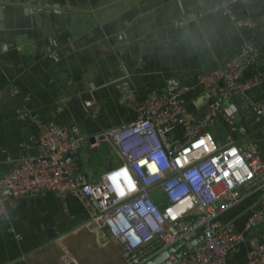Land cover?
I'll return each mask as SVG.
<instances>
[{
	"label": "crops",
	"instance_id": "1",
	"mask_svg": "<svg viewBox=\"0 0 264 264\" xmlns=\"http://www.w3.org/2000/svg\"><path fill=\"white\" fill-rule=\"evenodd\" d=\"M220 1L0 0V176L38 155L35 123L53 122L89 138L94 149L66 162L75 179L86 177L101 191L100 175L118 165L104 163L105 150L113 148L103 132L135 118L122 101L125 89L142 99L187 88L185 109L200 114L214 97L197 84V76L224 66L245 39L255 40L264 69V27L252 34L237 29L223 13L202 14ZM232 11L235 19L258 20L264 0ZM183 17L189 23L174 27L173 21ZM255 70L248 67L246 75ZM261 101L264 82L250 92L249 102L219 100L215 125L195 141L211 134L217 145L232 142L251 149L264 163V121L253 107ZM259 196L245 192L221 221L242 233L248 215L258 210ZM7 211L8 219L0 221V264H127L70 197L59 200L46 193L10 199ZM246 239L230 254L229 264L244 263L250 240L263 242L264 224Z\"/></svg>",
	"mask_w": 264,
	"mask_h": 264
},
{
	"label": "built area",
	"instance_id": "2",
	"mask_svg": "<svg viewBox=\"0 0 264 264\" xmlns=\"http://www.w3.org/2000/svg\"><path fill=\"white\" fill-rule=\"evenodd\" d=\"M252 1L222 0L202 14L223 13L237 29L255 34L264 27V15L258 20L235 19L232 11L233 6ZM188 23L189 18L183 17L174 20L173 26L182 28ZM248 67H254L255 72L246 75ZM259 67L256 42L248 38L224 66L199 74L197 84L214 97L200 114L186 111L187 88H168L142 99H137L133 90L125 89L122 101L132 107L135 118L103 132L119 163L100 175L101 191L94 190L86 177L75 179L66 162L86 148L94 149L89 138L74 127L37 121L38 155L24 158L0 176V221L9 217L10 199L52 193L59 200L68 197L76 200L100 236L117 245L127 264H147L168 247L197 234L201 241L179 258L172 257L173 264H229L230 254L246 244V234L264 224V163L253 150L241 149L232 142L218 145L216 152H204L187 163L181 154L215 125L219 100L240 98L249 102L250 92L264 82V69ZM253 107L264 121V101L254 103ZM232 148L251 172L250 178L243 174V182L237 181L227 167L231 157L226 154ZM145 160H155L159 171L149 174L146 166H140ZM120 168H126L137 184L136 191L126 189L123 197L112 190L106 178ZM178 189L184 190L181 199L185 201V210L172 220L164 212L176 203L173 197ZM151 192H158L162 201L155 202ZM245 192H259L260 196L257 212L248 215L240 233L231 222H222L221 217L240 205ZM149 204L154 210L143 213L142 208ZM243 264H264V239L261 244L255 240L247 243Z\"/></svg>",
	"mask_w": 264,
	"mask_h": 264
},
{
	"label": "clouds",
	"instance_id": "3",
	"mask_svg": "<svg viewBox=\"0 0 264 264\" xmlns=\"http://www.w3.org/2000/svg\"><path fill=\"white\" fill-rule=\"evenodd\" d=\"M217 147L218 145L213 140L211 134H205L197 142L194 143L195 149H203V152L205 153L216 152ZM226 155L231 157V159L227 161V167L232 170V174L237 181L243 182L245 178L243 175L244 173L247 174L248 178L251 177V172L248 171L247 166L244 164L240 156L237 155V150L235 148H232L230 152H228ZM181 156L183 157V153L181 154ZM184 163H187V160H184ZM213 163L215 164L216 161H213ZM140 166H146L149 174H155L159 171L157 162L155 160H153L152 162H148L146 160L141 161ZM217 166L219 167V165ZM224 175H227V173H224ZM106 178L110 182L112 190L115 193H118L121 197L125 195L126 189L130 192L137 190V184L135 183L133 177L130 175L129 171L126 168L116 169L108 173ZM229 184H231V181H229ZM183 191V189L176 190L177 194L173 197L176 203H174L165 210L164 215L166 217H170L172 220H175L178 216L183 214L185 210V201L181 199ZM153 210L154 209L152 208L151 204H149L148 206L142 208L141 211L143 213H150ZM145 238H148L147 234H145Z\"/></svg>",
	"mask_w": 264,
	"mask_h": 264
},
{
	"label": "water",
	"instance_id": "4",
	"mask_svg": "<svg viewBox=\"0 0 264 264\" xmlns=\"http://www.w3.org/2000/svg\"><path fill=\"white\" fill-rule=\"evenodd\" d=\"M201 241L200 234L187 236L180 242L168 247L151 259L152 264H173V258H179L187 250ZM150 264V263H149Z\"/></svg>",
	"mask_w": 264,
	"mask_h": 264
},
{
	"label": "rangeland",
	"instance_id": "5",
	"mask_svg": "<svg viewBox=\"0 0 264 264\" xmlns=\"http://www.w3.org/2000/svg\"><path fill=\"white\" fill-rule=\"evenodd\" d=\"M217 127V126H216ZM216 129V131L218 130V128H214ZM220 134V131L217 133ZM196 141H194L188 148L186 151L182 152L183 153V159L189 161L192 158H195L197 155L201 154V151L198 149H194V143ZM198 150V151H197ZM106 154H107V161L104 162L107 164V167H112L116 164L119 163V158L117 153L113 150L108 148L107 150H105ZM200 153V154H199ZM84 156V155H83ZM105 167V169L107 168ZM151 196L154 199L155 202L160 203L162 201V197L160 195H158V192H151Z\"/></svg>",
	"mask_w": 264,
	"mask_h": 264
},
{
	"label": "trees",
	"instance_id": "6",
	"mask_svg": "<svg viewBox=\"0 0 264 264\" xmlns=\"http://www.w3.org/2000/svg\"><path fill=\"white\" fill-rule=\"evenodd\" d=\"M150 264H152V262H149ZM149 263H147V264H149Z\"/></svg>",
	"mask_w": 264,
	"mask_h": 264
}]
</instances>
